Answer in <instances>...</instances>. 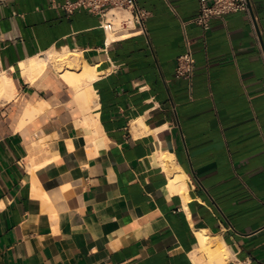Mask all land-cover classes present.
Masks as SVG:
<instances>
[{
    "label": "crops",
    "instance_id": "1",
    "mask_svg": "<svg viewBox=\"0 0 264 264\" xmlns=\"http://www.w3.org/2000/svg\"><path fill=\"white\" fill-rule=\"evenodd\" d=\"M76 1L0 0V75L17 90L0 101V264H211L199 231L222 264H264V0L254 23L207 31L200 0H137L146 31L115 36ZM62 49L95 69L93 104L52 69L25 79L22 62ZM188 50L191 80L176 77ZM29 103L43 110L24 121ZM90 115L104 149L70 150Z\"/></svg>",
    "mask_w": 264,
    "mask_h": 264
},
{
    "label": "bare ground",
    "instance_id": "2",
    "mask_svg": "<svg viewBox=\"0 0 264 264\" xmlns=\"http://www.w3.org/2000/svg\"><path fill=\"white\" fill-rule=\"evenodd\" d=\"M22 73L26 80L36 82L50 69L54 70L60 77L64 78L70 83L77 91V98L84 102L85 105L93 104L94 93L92 90V82L97 78L95 69L89 66L81 58V54L71 52L68 49L51 50L46 52L43 56H36L28 61L21 63ZM17 94L14 86L13 79L7 73L0 75V101L9 102ZM43 107L40 104H28L24 113V121L32 119L36 114L42 112ZM83 123L92 131V135L87 138H81L75 142H71L68 146L70 150L76 148H83L85 145L89 146L91 152H99L104 149L103 145H99L98 137L99 131L97 128L96 119L90 115L83 120ZM24 124V122H23ZM23 124L21 126H23ZM169 154V153H168ZM166 154L165 158L170 160L171 156ZM165 168L168 169V164L163 163ZM184 175H176L171 179L172 185L175 189L185 190L186 183ZM73 194V189L65 191L66 198H70ZM199 238L198 252L205 253L211 258V264H222L227 256V249L217 244L213 247L212 237L207 235L206 231H199L197 233ZM197 252V251H196Z\"/></svg>",
    "mask_w": 264,
    "mask_h": 264
},
{
    "label": "built area",
    "instance_id": "3",
    "mask_svg": "<svg viewBox=\"0 0 264 264\" xmlns=\"http://www.w3.org/2000/svg\"><path fill=\"white\" fill-rule=\"evenodd\" d=\"M65 8L67 10L83 9L97 15L100 18V27L107 36H115L130 29L145 32V21L149 17V12L141 9L137 0H77L68 3ZM238 12H245L251 16L250 0H200V9L195 22L207 31L215 19ZM251 21L254 23L253 18ZM108 43H110L109 38L105 45L108 46ZM262 55L264 58V45ZM195 72L196 59L192 51L188 50L178 59L176 77L191 80Z\"/></svg>",
    "mask_w": 264,
    "mask_h": 264
},
{
    "label": "water",
    "instance_id": "4",
    "mask_svg": "<svg viewBox=\"0 0 264 264\" xmlns=\"http://www.w3.org/2000/svg\"><path fill=\"white\" fill-rule=\"evenodd\" d=\"M261 41H262V44L264 45L262 37H261Z\"/></svg>",
    "mask_w": 264,
    "mask_h": 264
}]
</instances>
